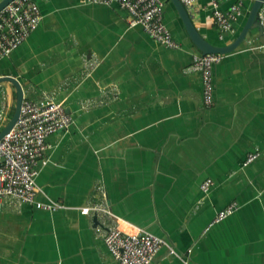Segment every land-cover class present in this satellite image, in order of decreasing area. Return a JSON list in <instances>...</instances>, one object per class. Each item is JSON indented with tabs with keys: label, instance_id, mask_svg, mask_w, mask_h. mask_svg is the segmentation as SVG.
<instances>
[{
	"label": "crops",
	"instance_id": "0c3cea01",
	"mask_svg": "<svg viewBox=\"0 0 264 264\" xmlns=\"http://www.w3.org/2000/svg\"><path fill=\"white\" fill-rule=\"evenodd\" d=\"M34 1L40 24L0 59V76L15 78L25 99L62 103L72 124L46 138L35 179L37 199L61 208L5 204L0 264H117L96 232L114 226L143 229L174 251L163 247L151 264H264V45L244 43L213 65L205 108L200 76L187 71L200 52L168 0L163 24L178 49L130 27L118 5ZM236 1L217 0L222 11ZM252 4L244 1L223 40L208 0L191 19L223 46ZM0 95L8 115L15 88L4 83ZM206 179L213 185L204 194ZM232 202L238 209L210 225ZM96 205L112 216L81 214Z\"/></svg>",
	"mask_w": 264,
	"mask_h": 264
},
{
	"label": "built area",
	"instance_id": "2783aa9c",
	"mask_svg": "<svg viewBox=\"0 0 264 264\" xmlns=\"http://www.w3.org/2000/svg\"><path fill=\"white\" fill-rule=\"evenodd\" d=\"M85 4L118 5L128 15L129 26H140L143 31L161 46L169 49L180 48L163 24L162 0H81ZM201 0H179L190 18L196 14V5ZM244 1L237 0L227 10L222 11L217 0H208L212 9L214 25L219 30V39L235 33L234 23L242 14ZM254 1V0H250ZM42 17L34 0H12L0 11V59L7 57L21 45L26 37L40 24ZM264 22V15L260 14ZM224 55L201 54L192 55V64L187 71L197 72L200 76L202 103L205 108L213 103L212 67L219 63ZM6 110L0 111V122L6 120ZM72 124L63 104L49 98L30 100L23 98L19 116L14 126L0 139V209L7 203L28 204L43 211H54L61 208L57 203L42 202L37 199L41 190L35 179L44 151L47 148L46 138L56 132L65 131ZM256 154H249L246 162H251ZM213 183L206 179L200 190L207 194ZM232 202L218 211L210 223H218L238 209ZM90 211H101L112 216L99 205L85 207L80 212L88 215ZM101 234L104 244L117 264H151L155 255L167 247L161 238L137 229L127 233L118 226L105 230L96 228Z\"/></svg>",
	"mask_w": 264,
	"mask_h": 264
},
{
	"label": "water",
	"instance_id": "95a60500",
	"mask_svg": "<svg viewBox=\"0 0 264 264\" xmlns=\"http://www.w3.org/2000/svg\"><path fill=\"white\" fill-rule=\"evenodd\" d=\"M11 1L12 0H0V11ZM168 1L175 8L191 43L203 55H226L247 42H256L264 45V22L260 19V14H264V0L253 1L243 28L233 41L223 46H213L200 35L186 9L179 2V0ZM252 31L254 32L253 38L250 36ZM247 37H249V39ZM4 83H10L15 88V104L10 120L0 131V139L14 126L19 116L20 107L24 98L22 87L15 78L10 76H0V85Z\"/></svg>",
	"mask_w": 264,
	"mask_h": 264
},
{
	"label": "rangeland",
	"instance_id": "374dc122",
	"mask_svg": "<svg viewBox=\"0 0 264 264\" xmlns=\"http://www.w3.org/2000/svg\"><path fill=\"white\" fill-rule=\"evenodd\" d=\"M15 102V101H14ZM0 104H2V97L0 95ZM14 104L15 103H12L11 106L8 108V115H6V120L7 122L10 120L11 116H12V113H13V110H14Z\"/></svg>",
	"mask_w": 264,
	"mask_h": 264
}]
</instances>
